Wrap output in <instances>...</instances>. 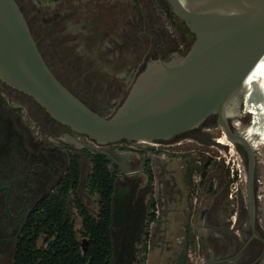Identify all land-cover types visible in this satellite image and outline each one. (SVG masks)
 Here are the masks:
<instances>
[{"label": "flooded vegetation", "instance_id": "flooded-vegetation-1", "mask_svg": "<svg viewBox=\"0 0 264 264\" xmlns=\"http://www.w3.org/2000/svg\"><path fill=\"white\" fill-rule=\"evenodd\" d=\"M17 2L39 50L57 78L90 108L104 116L112 115L115 110L108 113V109L115 100L94 104L100 102L95 95L99 91L95 89L96 84L90 85L92 92H85L84 85L75 91L54 71L26 12L20 1ZM140 3L141 0H137L135 4L138 15L139 11L143 13ZM150 3H153L150 5L155 25L153 33L159 44L140 67L131 71L132 81L123 84L124 97L144 63L153 58L187 53L195 38L180 19L170 15L172 8L166 0H149ZM107 85V90L119 88L116 82ZM240 117L229 119L233 132H243L236 126ZM217 128L223 136L217 116H211L171 140L134 142V149L123 148L121 153L113 150L114 145L129 142L100 147L53 119L32 97L0 80V264H14L24 227L38 203L54 194L63 183L72 158H78L80 164L77 196L91 215H98L102 202L86 186L93 167L92 155L96 154L108 158L107 167L115 176L114 189L117 187L123 194L120 208L123 223L111 233L114 264H146L148 250L156 236L152 223L160 221H189V248L192 249L194 243V247L201 250L200 264H264V240L259 236L257 218L252 228L248 196L245 202L239 188L232 191L229 187L235 176L229 160H221L213 150L198 147L189 150V142L206 146L215 141L221 146L220 151H234L240 158L244 157L246 163L244 147L231 143L234 148H229L230 145L220 143L211 132ZM154 150L158 154H152ZM256 176L257 164L255 192ZM93 202L97 209H91ZM113 206L112 195L111 217ZM71 208H75L72 202ZM71 219L74 222L72 212Z\"/></svg>", "mask_w": 264, "mask_h": 264}, {"label": "water", "instance_id": "water-1", "mask_svg": "<svg viewBox=\"0 0 264 264\" xmlns=\"http://www.w3.org/2000/svg\"><path fill=\"white\" fill-rule=\"evenodd\" d=\"M166 1L194 41L184 55L148 60L110 116L57 78L17 0H0V80L100 147L171 140L217 116L227 140L246 151L244 200L252 228L256 218L264 226V0ZM240 115L236 126L243 132H233L229 119ZM122 199L115 187L111 233L123 223Z\"/></svg>", "mask_w": 264, "mask_h": 264}, {"label": "rangeland", "instance_id": "rangeland-1", "mask_svg": "<svg viewBox=\"0 0 264 264\" xmlns=\"http://www.w3.org/2000/svg\"><path fill=\"white\" fill-rule=\"evenodd\" d=\"M19 1L54 71L75 91L80 90L82 85L86 87L85 92L91 91L93 86L90 85L96 84L95 89L99 91L95 95L100 99L99 103H94L96 106L103 100L105 104L115 100L108 113L116 110L123 100V84L132 81V77H129L131 71L140 67L159 44L158 37L153 33L155 25L150 16V5L153 3L149 4V0H141L143 13L139 15L135 13L134 0ZM108 82H116L119 88L107 90ZM211 132L215 133L216 139H220V128ZM212 142L206 146L189 142V150L195 147L213 150L221 160H229L230 169L235 174L229 187L232 191L239 188L244 200L240 157L234 151H220L222 148L219 143ZM114 146L113 150L121 153L123 148L129 149L126 145ZM91 209H97L96 202H93ZM70 210L75 227L79 229L81 219L75 208ZM186 225H189V221L152 223V232L156 236L154 245L148 250L146 264H175L176 255L181 250L187 252L188 264H200L202 252L197 246L194 247V243L192 249L189 248V239L184 231ZM257 225L259 236L264 240V226L258 220Z\"/></svg>", "mask_w": 264, "mask_h": 264}, {"label": "trees", "instance_id": "trees-1", "mask_svg": "<svg viewBox=\"0 0 264 264\" xmlns=\"http://www.w3.org/2000/svg\"><path fill=\"white\" fill-rule=\"evenodd\" d=\"M137 8L139 10L138 5ZM170 15L179 21L172 10ZM144 66L145 63L140 71ZM92 157L93 167L86 186L102 202L98 215H91L77 196L80 164L78 158H72L63 183L54 194L38 203L24 227L14 264H114L111 213L115 176L107 167L109 160L105 155ZM71 202L81 219L79 229L71 219ZM178 264H188L186 251L179 257Z\"/></svg>", "mask_w": 264, "mask_h": 264}, {"label": "crops", "instance_id": "crops-1", "mask_svg": "<svg viewBox=\"0 0 264 264\" xmlns=\"http://www.w3.org/2000/svg\"><path fill=\"white\" fill-rule=\"evenodd\" d=\"M115 147V146H114ZM153 152V153H152ZM151 153L152 154H158V152L157 151H151ZM155 156H157V155H155ZM177 171H178V169H177ZM185 236L186 237H188V239H189V225H186L185 226ZM188 239L185 241V245H184V248H185V246L187 245V243H188ZM185 251L184 250H181V252L179 253V254H177L176 255V259H175V264H178V261H179V257L184 253Z\"/></svg>", "mask_w": 264, "mask_h": 264}, {"label": "bare ground", "instance_id": "bare-ground-1", "mask_svg": "<svg viewBox=\"0 0 264 264\" xmlns=\"http://www.w3.org/2000/svg\"><path fill=\"white\" fill-rule=\"evenodd\" d=\"M219 142L222 143V144H226V145L232 146L231 142H229L224 135L220 137Z\"/></svg>", "mask_w": 264, "mask_h": 264}, {"label": "built area", "instance_id": "built-area-1", "mask_svg": "<svg viewBox=\"0 0 264 264\" xmlns=\"http://www.w3.org/2000/svg\"><path fill=\"white\" fill-rule=\"evenodd\" d=\"M139 142H136V144H138ZM134 145L135 143H129V144H126V146L130 149H134ZM154 146H157V144H153Z\"/></svg>", "mask_w": 264, "mask_h": 264}]
</instances>
